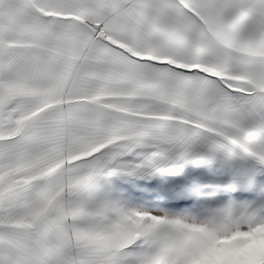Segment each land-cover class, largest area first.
Segmentation results:
<instances>
[{
    "label": "snow or ice",
    "instance_id": "1",
    "mask_svg": "<svg viewBox=\"0 0 264 264\" xmlns=\"http://www.w3.org/2000/svg\"><path fill=\"white\" fill-rule=\"evenodd\" d=\"M189 154L264 166V0H0V264H186L98 189Z\"/></svg>",
    "mask_w": 264,
    "mask_h": 264
},
{
    "label": "rangeland",
    "instance_id": "2",
    "mask_svg": "<svg viewBox=\"0 0 264 264\" xmlns=\"http://www.w3.org/2000/svg\"><path fill=\"white\" fill-rule=\"evenodd\" d=\"M98 191L138 211L199 219L222 205L247 210L264 204V166L243 161L225 168L219 162L189 154L133 175L101 179Z\"/></svg>",
    "mask_w": 264,
    "mask_h": 264
},
{
    "label": "clouds",
    "instance_id": "3",
    "mask_svg": "<svg viewBox=\"0 0 264 264\" xmlns=\"http://www.w3.org/2000/svg\"><path fill=\"white\" fill-rule=\"evenodd\" d=\"M179 245L186 264H264V222L181 221Z\"/></svg>",
    "mask_w": 264,
    "mask_h": 264
}]
</instances>
